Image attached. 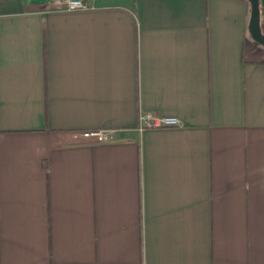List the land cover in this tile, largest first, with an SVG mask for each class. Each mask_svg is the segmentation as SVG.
Listing matches in <instances>:
<instances>
[{"label":"crops","instance_id":"1","mask_svg":"<svg viewBox=\"0 0 264 264\" xmlns=\"http://www.w3.org/2000/svg\"><path fill=\"white\" fill-rule=\"evenodd\" d=\"M84 1L0 0V264H264L249 2Z\"/></svg>","mask_w":264,"mask_h":264},{"label":"built area","instance_id":"2","mask_svg":"<svg viewBox=\"0 0 264 264\" xmlns=\"http://www.w3.org/2000/svg\"><path fill=\"white\" fill-rule=\"evenodd\" d=\"M61 7L67 11H78L87 9L84 0H60ZM181 121L175 116L158 115L153 112H144L140 116L139 129L153 127H178ZM110 129H93L81 131L84 137H95L99 141H107L112 138Z\"/></svg>","mask_w":264,"mask_h":264},{"label":"water","instance_id":"3","mask_svg":"<svg viewBox=\"0 0 264 264\" xmlns=\"http://www.w3.org/2000/svg\"><path fill=\"white\" fill-rule=\"evenodd\" d=\"M250 5V16L248 21V32L250 37L258 44L264 46V34L261 31L259 15V0H246Z\"/></svg>","mask_w":264,"mask_h":264}]
</instances>
